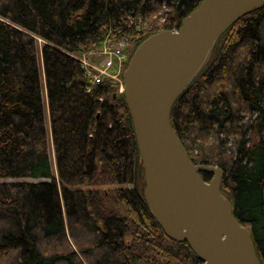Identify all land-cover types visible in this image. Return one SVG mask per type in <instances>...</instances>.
<instances>
[{"label":"trees","instance_id":"16d2710c","mask_svg":"<svg viewBox=\"0 0 264 264\" xmlns=\"http://www.w3.org/2000/svg\"><path fill=\"white\" fill-rule=\"evenodd\" d=\"M202 1L0 0V264H203L150 212L124 94L111 78L91 87L75 58L107 37H130L134 54ZM161 7L172 14L163 24L152 19ZM171 124L193 163L223 172L221 192L264 264V8L218 39ZM108 184L122 188L82 189ZM109 199L126 215L107 209Z\"/></svg>","mask_w":264,"mask_h":264},{"label":"water","instance_id":"95a60500","mask_svg":"<svg viewBox=\"0 0 264 264\" xmlns=\"http://www.w3.org/2000/svg\"><path fill=\"white\" fill-rule=\"evenodd\" d=\"M262 8L264 0H203L178 30L146 39L123 74L147 205L164 233L188 243L203 264L260 261L251 231L221 192L223 172L193 163L172 128L171 111L209 61L218 39L239 19Z\"/></svg>","mask_w":264,"mask_h":264},{"label":"rangeland","instance_id":"374dc122","mask_svg":"<svg viewBox=\"0 0 264 264\" xmlns=\"http://www.w3.org/2000/svg\"><path fill=\"white\" fill-rule=\"evenodd\" d=\"M172 16L171 11L168 8L165 7H161L158 8V10L156 11V14L153 16L152 19H157L159 21L160 24L165 23V21ZM130 37H126L124 38V40H115L112 38L107 37L105 43L97 48V51L99 49H102L103 53H113L115 55H118L120 57V62L122 63V67H121V73L119 75L118 78H114L112 79V81H115L114 85L118 87L117 92L119 94H123V74L125 72V70L127 69L129 62L131 60V57L133 55L134 52V45L130 43L129 41ZM45 45V41L37 38V50H38V61H39V67L42 73V83H43V97H44V102H45V118H46V127H47V133L49 136V152H50V159H51V163H52V169H53V174L55 176H57V168H56V163H55V157H54V147L52 145V135H51V124H50V116H49V111H48V104H47V96H46V91H45V76H44V72H43V63H42V49ZM96 47H93L89 50L95 51ZM107 55V54H105ZM97 59V63H99V66L103 65L106 63L107 58L105 56H103L102 58L100 56H94ZM117 60H119V58H116ZM80 62V61H79ZM81 64V62H80ZM82 67V66H81ZM113 73V75H116V71H111ZM108 80L110 78L105 77L104 80ZM58 177V176H57ZM212 178V176L210 177ZM24 181H29V182H43L46 180H24ZM8 182H12V181H8ZM127 186V185H126ZM119 188H122V186H118V185H104V186H89V185H85L82 187L83 190H100V191H106V192H110V195L113 194L114 192H116V190H118ZM115 194V193H114ZM113 194V195H114ZM108 204H107V209H114L115 211H119L122 215H126V211L125 209H123L122 206L120 205H116V206H112V201L111 199L108 200ZM133 240L130 238V241Z\"/></svg>","mask_w":264,"mask_h":264},{"label":"built area","instance_id":"2783aa9c","mask_svg":"<svg viewBox=\"0 0 264 264\" xmlns=\"http://www.w3.org/2000/svg\"><path fill=\"white\" fill-rule=\"evenodd\" d=\"M94 56H100L101 58L105 56L107 58V61L105 64L99 66V63H97V59ZM75 58L81 62L82 69L86 72L91 87L102 83L105 77L111 79L118 78L122 70L120 57L110 52L103 53L102 49H99L97 51L96 48L95 51L92 50L80 56H76ZM116 58H119V60H117ZM112 70H115L117 72L116 75H113V73L111 72Z\"/></svg>","mask_w":264,"mask_h":264},{"label":"flooded vegetation","instance_id":"af4514ba","mask_svg":"<svg viewBox=\"0 0 264 264\" xmlns=\"http://www.w3.org/2000/svg\"><path fill=\"white\" fill-rule=\"evenodd\" d=\"M202 176H203L204 178H207V175H206V174H202Z\"/></svg>","mask_w":264,"mask_h":264},{"label":"crops","instance_id":"0c3cea01","mask_svg":"<svg viewBox=\"0 0 264 264\" xmlns=\"http://www.w3.org/2000/svg\"><path fill=\"white\" fill-rule=\"evenodd\" d=\"M54 150V149H53Z\"/></svg>","mask_w":264,"mask_h":264}]
</instances>
